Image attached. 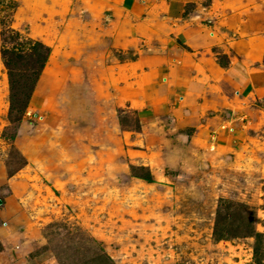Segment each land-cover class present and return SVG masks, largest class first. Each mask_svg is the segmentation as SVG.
Segmentation results:
<instances>
[{
  "label": "rangeland",
  "instance_id": "obj_1",
  "mask_svg": "<svg viewBox=\"0 0 264 264\" xmlns=\"http://www.w3.org/2000/svg\"><path fill=\"white\" fill-rule=\"evenodd\" d=\"M181 1L0 0V264H255L264 90L224 70L264 0ZM4 33L51 51L20 122Z\"/></svg>",
  "mask_w": 264,
  "mask_h": 264
},
{
  "label": "trees",
  "instance_id": "obj_2",
  "mask_svg": "<svg viewBox=\"0 0 264 264\" xmlns=\"http://www.w3.org/2000/svg\"><path fill=\"white\" fill-rule=\"evenodd\" d=\"M16 36H7L4 33L1 56L9 78L10 116L15 117L20 122L34 91L35 84L48 63L51 51L50 48L39 42L34 43L30 49L25 50L24 44L19 46L15 44L18 41ZM9 45H12L11 48ZM22 101L24 104L21 109H18L17 105ZM140 179L149 184L155 183L150 173L141 176ZM218 215H221V207L218 209ZM251 221L252 225L255 224L253 219ZM248 233L249 237H254L255 240V264H264V234L257 233L252 226ZM215 235L220 240L232 239L231 236L220 229L215 231Z\"/></svg>",
  "mask_w": 264,
  "mask_h": 264
},
{
  "label": "crops",
  "instance_id": "obj_3",
  "mask_svg": "<svg viewBox=\"0 0 264 264\" xmlns=\"http://www.w3.org/2000/svg\"><path fill=\"white\" fill-rule=\"evenodd\" d=\"M181 0H175L174 7L177 9L179 6V3H181ZM179 9V8H178ZM198 35V36H197ZM199 38L197 39L196 38ZM201 37V33L192 34L188 38V43L190 41L194 44L193 46H197L198 48L201 44H203V39ZM196 40V41H195ZM252 40V46H250ZM254 38H251L248 42V53L247 55L244 54V57L242 60L239 59L238 63H235L234 59L235 53L230 51L231 58L230 63L225 67L224 73L227 79L230 81V83L237 88L239 92L242 94H247L246 97H250L251 94L254 96L256 93H260L264 90V55L260 60V64L257 67L249 68L248 64L251 61V63H254V60L257 58L260 50H261V41L253 43ZM211 42V41H210ZM208 44V41L207 43ZM250 60L249 62H246ZM253 69H256L255 71Z\"/></svg>",
  "mask_w": 264,
  "mask_h": 264
}]
</instances>
